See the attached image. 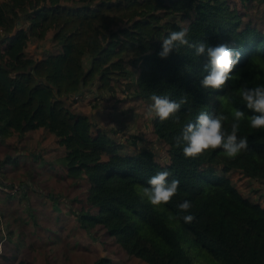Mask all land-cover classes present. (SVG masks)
<instances>
[{
    "label": "trees",
    "instance_id": "trees-1",
    "mask_svg": "<svg viewBox=\"0 0 264 264\" xmlns=\"http://www.w3.org/2000/svg\"><path fill=\"white\" fill-rule=\"evenodd\" d=\"M253 3L0 0V138L16 135L20 143L34 137L37 148L43 144L42 150L64 160L69 183L64 198L48 196L67 215L57 234L43 241L36 235L54 229L39 226L27 211L34 187L0 191V264H120L106 254L111 246L125 262L264 264V194L251 200L247 195L256 196L257 189L245 194L234 181L236 174L264 184V130L241 121L237 136L247 138L248 149L234 159L222 149L186 158L183 145L173 141L201 112L227 116L229 133L232 109L253 114L238 94L243 86L264 85V19L243 10ZM185 27L191 43L226 44L240 53L232 72L237 78L223 90L201 87L206 60L195 49L158 56L163 39ZM117 88L127 99L148 101L155 93L187 102L177 113L179 123L153 118L146 135L138 130L121 140L89 114ZM43 154L35 149L31 155ZM163 170L169 181L179 180V189L170 203L154 207L141 188ZM185 200L192 205L188 213L178 207ZM188 214L195 217L190 224L174 218ZM70 219L106 253L67 245L63 232Z\"/></svg>",
    "mask_w": 264,
    "mask_h": 264
},
{
    "label": "clouds",
    "instance_id": "clouds-1",
    "mask_svg": "<svg viewBox=\"0 0 264 264\" xmlns=\"http://www.w3.org/2000/svg\"><path fill=\"white\" fill-rule=\"evenodd\" d=\"M188 31V28L185 27L179 31L170 32L163 39L158 56L161 59H166L170 53L178 52L181 47L195 49V54L206 60L203 69L207 75L200 81L201 87L213 91L223 90L229 80L237 78L232 75V72L239 62L240 53H234L226 44L212 47L204 42L191 43L187 38ZM238 94L247 109L253 114L246 116L244 111L237 108L232 109L233 122L229 133L224 126L225 121L228 120L227 116L201 112L195 124H187L183 127L180 135L173 137L177 147L183 145V154L186 158H195L207 151L222 149L228 158L234 159L248 149L247 138H238L237 136L241 121L247 119L252 129L264 130V85L251 88L243 86L239 89ZM150 100L151 103L147 106L145 113L147 120L151 121L153 118H157L164 122L171 119L174 123H179L177 113L180 111L181 104L187 102L186 98L176 102L155 93L151 95ZM169 176L170 172L167 170L152 176L148 180L149 186L141 188L142 198H146L154 207L170 203L178 192L180 182L177 179L169 181ZM178 207L180 212L188 213L192 205L190 201L185 200ZM174 218L182 219L186 224L192 223L195 219L191 214Z\"/></svg>",
    "mask_w": 264,
    "mask_h": 264
},
{
    "label": "rangeland",
    "instance_id": "rangeland-1",
    "mask_svg": "<svg viewBox=\"0 0 264 264\" xmlns=\"http://www.w3.org/2000/svg\"><path fill=\"white\" fill-rule=\"evenodd\" d=\"M243 10L247 12V14L251 18L264 19V0H254L253 7H250L247 10ZM126 94L127 93L124 92L123 88H117L115 97H112L110 101L103 102L100 105L99 109L96 110V114L99 121L93 119L92 117L94 115V110L89 112L92 117V120L97 125L105 128L112 136L115 135V138H123V140L126 139V135L129 137L132 135L135 136L138 130L141 132V135H146L147 132L150 130L149 126L145 125L149 121L145 118V113L147 110V106L151 103L150 100H136L132 98L127 99L124 97ZM71 100L74 99L71 98ZM78 105L80 104H77V106ZM80 107L81 109L83 108V106ZM106 115H108V118L104 117ZM137 116L138 124L135 123V117ZM103 119H106L105 121H108V123H105ZM125 123L130 124L127 125ZM132 125L134 126L131 130L129 127H131ZM9 137L10 136H5L3 138L1 137L2 139L0 138V141ZM29 143L34 144L35 141L31 139ZM155 150L158 154H160L162 151L159 147L155 148ZM30 152L35 153V150L32 149ZM17 163L19 166L22 165V167L26 164H28L29 167H32L27 168L31 170L32 177L35 183H37V185L34 186V190L38 192L32 190L27 202L30 203L31 201L33 203V206L30 209L28 208L27 211L30 210L31 216L37 220L36 224L41 227L47 226V229H54V232H50L49 230H47L46 232H42L41 237L36 235L38 240L43 241L48 235L57 234L59 228L61 227L59 225L61 215H67L62 207H59L56 203H51L52 201L48 197L49 194H51V196L56 195V197L58 196L59 198L60 196H64L68 191L69 183L65 179L66 171L64 169V160L61 158H54L53 160H51V157L45 158V156L35 158L34 155L24 154L23 156L19 157ZM6 169L14 171L15 165L8 163L6 165ZM234 178V181L238 188L241 190V192L246 191L244 192L245 194H247L248 191H251L250 188H254L252 190L257 189L255 191L256 196L251 194L247 196H250V199L254 201L260 200L261 195L264 194V184L260 183L258 186L253 182H251L250 184L248 179L237 178L236 174L234 175ZM248 187L249 190H247ZM60 189L61 192L58 193ZM74 191V193H77L78 189L75 188ZM18 208L19 206H17V209ZM72 223L73 221L70 219L64 227L63 233H65V235L67 236V245L73 243L80 247L79 244H82L84 251L89 248L94 252H100L102 254L106 253V251H104L105 249L102 243L97 240H94L89 234L87 236V233L80 231L81 229H75ZM91 239L93 241L92 243ZM106 254L113 256V258L119 261L120 264H142L134 259L125 262L124 257L121 256L120 253H117L116 249L112 246L110 247L109 252Z\"/></svg>",
    "mask_w": 264,
    "mask_h": 264
},
{
    "label": "crops",
    "instance_id": "crops-1",
    "mask_svg": "<svg viewBox=\"0 0 264 264\" xmlns=\"http://www.w3.org/2000/svg\"><path fill=\"white\" fill-rule=\"evenodd\" d=\"M98 109L99 108H97L96 110ZM96 110H94V115L92 117L93 119L99 121L97 114H96ZM104 117L108 118V115ZM103 120L105 123L106 122L108 123V121H105L106 119H103ZM135 123L138 124V116L135 117ZM125 124L129 125L130 123H125ZM133 126L134 125H132L131 127L129 126L128 127L132 130ZM138 129H139V126H138ZM136 131H137V128H136ZM31 139L35 141L34 144L29 143ZM121 140H123V138H121ZM36 145H37L36 139L31 136H27L20 143L16 135H12L9 138L3 139L0 141V163L3 164V166L1 167V171L2 172L3 170L5 171V174L1 173L2 175H0V177L8 182L19 185V189H20L19 191H21L20 193L24 192L27 188H32L36 186L37 183H35L32 177L31 170L27 168L29 167L28 164L24 165L23 167L22 165L21 166L18 165L17 160L19 159V157L23 156L24 154L31 155L32 153L30 151L32 149L34 150L36 149V152L37 151L43 152L44 153L43 156H45V158L51 157V160L55 158L54 155L50 154V152H47L46 150H42V149H45L43 144L41 145V147H38V148L36 147ZM5 159H9L8 160L9 162L5 163ZM8 163L15 165L14 171H10L6 169V165ZM29 168H32V167H29ZM60 192H61V189L58 193ZM60 197L64 198V196H60ZM13 208H16V205L14 206L12 205V209Z\"/></svg>",
    "mask_w": 264,
    "mask_h": 264
},
{
    "label": "built area",
    "instance_id": "built-area-1",
    "mask_svg": "<svg viewBox=\"0 0 264 264\" xmlns=\"http://www.w3.org/2000/svg\"><path fill=\"white\" fill-rule=\"evenodd\" d=\"M19 190V185L8 182L0 177V191L5 193H15Z\"/></svg>",
    "mask_w": 264,
    "mask_h": 264
},
{
    "label": "water",
    "instance_id": "water-1",
    "mask_svg": "<svg viewBox=\"0 0 264 264\" xmlns=\"http://www.w3.org/2000/svg\"><path fill=\"white\" fill-rule=\"evenodd\" d=\"M80 94H81V93H79V94H71L70 97H71L72 99H76Z\"/></svg>",
    "mask_w": 264,
    "mask_h": 264
}]
</instances>
